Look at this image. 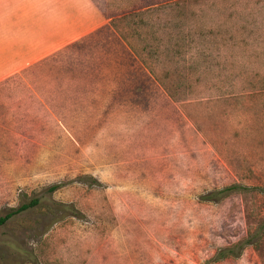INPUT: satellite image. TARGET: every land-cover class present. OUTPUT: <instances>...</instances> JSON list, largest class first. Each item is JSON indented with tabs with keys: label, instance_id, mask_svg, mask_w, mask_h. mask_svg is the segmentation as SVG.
I'll return each mask as SVG.
<instances>
[{
	"label": "rangeland",
	"instance_id": "374dc122",
	"mask_svg": "<svg viewBox=\"0 0 264 264\" xmlns=\"http://www.w3.org/2000/svg\"><path fill=\"white\" fill-rule=\"evenodd\" d=\"M89 5L59 49L0 11V264H264V0Z\"/></svg>",
	"mask_w": 264,
	"mask_h": 264
},
{
	"label": "crops",
	"instance_id": "0c3cea01",
	"mask_svg": "<svg viewBox=\"0 0 264 264\" xmlns=\"http://www.w3.org/2000/svg\"><path fill=\"white\" fill-rule=\"evenodd\" d=\"M48 1L53 2V0H5L4 8L0 10L1 19L16 21L18 23L15 26L20 28L34 29L30 32L34 36L31 42L56 43L58 49L78 41L102 25L93 22L95 12L93 7H90L89 0H54L49 6ZM26 2L31 6L24 7L23 3ZM39 3H42V6L38 5ZM80 28H83L82 32ZM40 37L45 39L38 40Z\"/></svg>",
	"mask_w": 264,
	"mask_h": 264
},
{
	"label": "trees",
	"instance_id": "16d2710c",
	"mask_svg": "<svg viewBox=\"0 0 264 264\" xmlns=\"http://www.w3.org/2000/svg\"><path fill=\"white\" fill-rule=\"evenodd\" d=\"M57 188L58 186H53L50 189L56 190ZM240 188L241 186L238 184L225 187L223 189L207 194L205 197L206 198L205 200L213 201V200H216L218 197H221V196L225 197L228 194H230V192L234 190H239ZM38 203H39V199H33L30 203L22 204L21 206L17 208H11L4 216L0 217V226L6 224L8 220H10L15 215L24 212L25 210L37 205ZM250 235L253 236V234H250ZM248 244H253V241L251 240V238H247L245 241H241L238 244H235L233 246L222 248L218 250V252L216 253V260H222V259H226L232 256H239L240 252H242L245 245H248Z\"/></svg>",
	"mask_w": 264,
	"mask_h": 264
}]
</instances>
